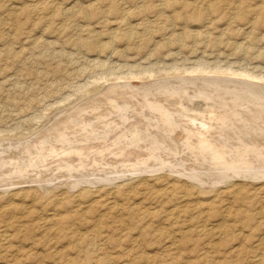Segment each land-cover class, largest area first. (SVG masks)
<instances>
[{"label":"rangeland","instance_id":"rangeland-1","mask_svg":"<svg viewBox=\"0 0 264 264\" xmlns=\"http://www.w3.org/2000/svg\"><path fill=\"white\" fill-rule=\"evenodd\" d=\"M198 105L215 141L264 147V0H0V264H264V178L239 176L264 151L162 150L189 119L210 129ZM137 123L150 169L106 164L142 152L128 140L62 169Z\"/></svg>","mask_w":264,"mask_h":264},{"label":"bare ground","instance_id":"bare-ground-1","mask_svg":"<svg viewBox=\"0 0 264 264\" xmlns=\"http://www.w3.org/2000/svg\"><path fill=\"white\" fill-rule=\"evenodd\" d=\"M117 34V33H116ZM117 37V36H116ZM213 70V69H212ZM212 70H210V72L212 71ZM220 70H221V68L219 69V68H215L213 71H215V72H220ZM207 71H209V70H207V68L206 67H194V68H192V69H186V70H184V72H190V73H205L206 74V72ZM226 71H229L228 69L226 70ZM231 71V70H230ZM182 73V72H181ZM209 73V72H208ZM221 73H223V72H221ZM224 73H225V71H224ZM231 74H238V75H241V76H245V77H252L251 79H253V77H256V76H254V75H252V74H249V73H243V72H241V73H237V72H235V71H231ZM131 76L130 77H133V78H139L137 75H133V74H130ZM191 75H193V74H191ZM225 75H227V74H225ZM230 75V74H229ZM174 76V75H173ZM237 76V75H236ZM240 76V77H241ZM126 77V76H125ZM226 77V76H225ZM120 78V77H119ZM127 78V77H126ZM189 78V77H188ZM238 78V77H237ZM121 79H123V77H121ZM234 79V78H233ZM127 80V79H126ZM140 80V79H139ZM158 80V79H157ZM162 80V79H161ZM244 80H246V79H244ZM248 80V79H247ZM246 80V81H247ZM255 80V79H254ZM253 81V80H252ZM146 82V81H145ZM237 83V82H236ZM249 84V83H248ZM250 84H252V83H250ZM249 84V85H250ZM247 87V86H246ZM108 91V90H107ZM248 93V92H247ZM138 94V93H137ZM109 96V95H108ZM115 101V100H114ZM163 103V102H162ZM171 103V102H170ZM178 103V102H177ZM167 104H169V103H167ZM206 104V103H205ZM204 104V105H205ZM248 104V103H247ZM78 105V104H77ZM178 105V104H177ZM201 105V104H200ZM200 105H198L197 107H196V109H193L192 108V110H189V112L191 111V114L192 115H189L190 113H186V115H188V117H190V116H192V118L194 117V118H197L196 116H200V117H203V116H206V114H204V113H206L205 111L206 110H203V109H201L200 110ZM156 106V105H155ZM168 106V105H167ZM202 106H203V104H202ZM157 107V106H156ZM175 107H176V105H175ZM193 107V106H192ZM205 107V106H204ZM158 108V107H157ZM170 108L171 109H174V103L171 105V106H168V107H166V109H164L163 110V114L164 115H166V116H170ZM162 109V108H161ZM179 109V108H178ZM187 109V108H186ZM177 110V109H176ZM219 110V109H218ZM126 113V112H125ZM213 113V112H212ZM216 113V112H215ZM180 114V113H179ZM179 114H178V116H179ZM222 114V113H221ZM181 115V114H180ZM98 116V115H97ZM177 116V117H178ZM152 117V116H151ZM154 117H155V115H154ZM159 117V116H158ZM173 117V116H172ZM182 117H184V116H182ZM213 116H208V114H207V116H206V118H205V120L207 121V122H209V121H211L210 120V118H212ZM141 118V117H140ZM140 118H138V119H140ZM137 119V120H138ZM142 119V118H141ZM140 119V120H141ZM144 120H147L146 118H144ZM154 120V119H153ZM172 121V120H171ZM199 121V120H198ZM201 121H204V117L201 119ZM200 121V122H201ZM143 122V121H142ZM146 122H148V121H146ZM115 123V122H114ZM156 123V122H155ZM206 123V122H205ZM146 124V123H145ZM160 124V123H159ZM220 124V123H219ZM152 125V124H151ZM166 125V124H165ZM171 125V124H170ZM197 125V124H196ZM195 125V122L193 123V122H191L190 121V119H189V124L188 125H186L185 127H183V128H178L180 131H179V133H178V135L177 136H175L176 138H174V137H172L171 139L172 140H168V141H166L165 142V146L163 145L162 147V150L163 151H167L166 149H168V150H173V155L175 156V154H177V153H180L179 151H180V149H182L183 151H184V149H189L190 151H192V154H190V155H188L187 154V156L188 157H191V159L193 158V160L194 161H197L198 159L197 158H199V157H197L200 153H202V150L203 151H205V150H211L213 153H212V155H213V159H214V162H229V164L232 162L234 165H235V163H243V166H238V167H253L254 166V164H250L251 162H253V163H255L256 162V160L254 159L256 156L253 154L254 152H258V151H264V147L263 148H260V147H257V146H259L260 144H261V142L262 141H255L256 143H244L243 141L241 142V141H239L240 142V145L239 146H232V145H230L229 143L228 144H226V142H229L228 140L227 141H225V140H222V141H224V142H222L221 140H220V138L219 137H217V140L215 141V135L213 134V132H215V130H214V127H213V125L209 122V125H208V127L210 128L208 131H205L204 129L206 128V127H197ZM129 126V125H128ZM157 127V126H156ZM181 127V126H180ZM256 127V126H255ZM107 128V127H106ZM141 128H144V126L142 127V123L140 124V123H137V125H134L133 127H131L130 126V128L128 129V130H126V132L124 133V135H122L121 134V136L119 135L117 138H112L113 140H111V145L110 146H106L107 144L104 142L103 143V145L101 144V143H98L97 145L95 144V145H91V147H87V149L86 150H88L87 151V153H86V155H84V154H82V155H80V153L81 152H83L85 149H83V147H82V149H75L74 151H72L71 152V154H73L74 156H73V158L72 159H67V161H63L62 159V162L60 163V164H62L64 167H62V169H64V170H67V173H71L72 171H76V167H79L80 169H83V167H84V160L85 159H88L89 157L91 158V159H93V160H95V157H96V159H98V157H97V154L95 153L96 151L97 152H99V153H103V152H105V150H106V152H109V150H112V149H110V148H113L114 146H112V145H114V144H116V143H119L120 141H122V142H124V140H128V145L131 143V145L133 144V143H137L138 144V146L139 147H142L143 148V150H142V152H141V150H140V152L137 150V151H133V155H135V158L134 159H128V161H121V160H118L117 159V157H110L109 158V155H108V158L109 159H111L110 160V162L109 163H106V164H109V165H114V164H116V165H119V166H121V167H127V168H130V170H133L134 169V172H135V169H137V170H143V168L146 170V169H150L149 167H145L144 165H145V163L146 162H148L150 159H152V156H146V158H144V156H145V153L146 152H150V153H148V154H152V152H156L157 151V148L158 147H160L161 148V145L160 144H157L156 146H146V143H144V139H145V141H146V137L144 136V135H141L142 133H140L139 132V129H141ZM168 128V127H167ZM145 129L147 130L148 129V127L147 126H145ZM145 129H143V130H145ZM156 130V129H155ZM142 131V130H141ZM148 131V130H147ZM171 131V130H170ZM102 132V131H101ZM117 132H118V130H117ZM151 132V131H150ZM159 132V131H158ZM157 132V133H158ZM163 132V131H162ZM207 132H209V133H207ZM69 133V132H68ZM148 133V132H147ZM70 134V133H69ZM232 134V133H231ZM104 135V134H103ZM128 135H130V138H128ZM138 135H140L139 137H138ZM63 136H64V134H63ZM88 136V135H87ZM161 136V135H160ZM81 137V136H80ZM145 137V138H144ZM225 137V136H224ZM85 138V137H84ZM228 138V137H227ZM262 138V137H261ZM86 139V138H85ZM89 139V138H88ZM162 139V138H161ZM223 139V138H222ZM229 139V138H228ZM254 139V138H253ZM256 139V138H255ZM259 139V138H258ZM263 139V138H262ZM84 140V139H83ZM166 140V139H165ZM234 140V139H233ZM257 140V139H256ZM66 141V140H65ZM71 141V140H70ZM41 143V142H40ZM62 143H63V141H62ZM232 143V142H231ZM263 143V142H262ZM83 144V143H82ZM106 144V145H105ZM256 144V145H255ZM137 146V147H138ZM188 148H187V147ZM263 146V145H262ZM60 147V146H59ZM104 147V148H103ZM123 147V146H122ZM136 147V148H137ZM95 148V149H94ZM120 148V147H119ZM133 148V147H132ZM142 148H140V149H142ZM65 149V148H64ZM127 149V148H126ZM129 149V148H128ZM49 150V149H48ZM63 150V149H62ZM85 150V151H86ZM115 150V149H114ZM113 150V151H114ZM132 150V149H131ZM68 151V150H67ZM70 151V150H69ZM128 151V150H127ZM62 152V151H61ZM60 152V153H61ZM115 152H117V151H115ZM119 152V151H118ZM132 152V151H131ZM135 152V153H134ZM182 152V151H181ZM122 153V152H121ZM190 153V152H189ZM235 153V154H234ZM250 153H252L253 154V156H249V154ZM258 153H260V152H258ZM65 154V153H64ZM106 154H108V153H106ZM127 154V153H126ZM125 154V155H126ZM143 154H144V156H143ZM160 154H162V152H160ZM237 154V155H236ZM252 154H250V155H252ZM52 155V154H51ZM70 155V154H69ZM95 155V157H93ZM131 155H132V153H130L129 154V156L127 155V156H125L124 158H130L131 157ZM164 155V154H163ZM263 155V154H262ZM261 155V156H262ZM19 156V155H18ZM50 156V155H49ZM72 156V155H71ZM106 156V155H105ZM195 156V157H194ZM35 157V156H34ZM59 157V156H58ZM67 157H68V155H67ZM54 158H56V157H54ZM60 158V157H59ZM62 158V157H61ZM103 158V157H102ZM209 158V157H208ZM35 159V158H34ZM48 159H50V158H48ZM101 159V158H100ZM104 159V158H103ZM197 159V160H196ZM46 160V159H45ZM92 160V161H93ZM102 160V159H101ZM23 161H24V159H23ZM53 161V160H52ZM154 161V160H153ZM158 161H160V160H158ZM176 161V160H175ZM54 162V161H53ZM97 162V161H96ZM161 162H163V163H167L168 162V160L167 159H162V161ZM179 162V161H178ZM187 162H188V160H187ZM258 162H261V160H259V161H257V163ZM7 163L8 164H12V163H16L15 161H7ZM86 163V162H85ZM103 163V162H102ZM189 163V162H188ZM199 163V162H198ZM57 164H58V162H57ZM92 164V163H91ZM177 164V163H176ZM175 164V165H176ZM183 164V163H182ZM213 164H215V163H213ZM228 164V166L227 167H237V165L236 166H232V164L231 165H229ZM50 165V164H49ZM52 165V164H51ZM239 165V164H238ZM257 165V164H256ZM13 167H14V169H16V167H15V165H12ZM90 166V165H89ZM150 166V165H149ZM170 166V165H169ZM258 166V165H257ZM264 166V165H263ZM117 167V166H116ZM156 167H158V165L156 166ZM166 167H168V166H166ZM165 167V168H166ZM78 168V169H79ZM222 168H223V165H222ZM262 168V167H261ZM23 169V168H22ZM167 169V168H166ZM198 169V168H197ZM248 169V168H247ZM258 169H260L259 167H258ZM257 169V170H258ZM47 170V169H46ZM56 170V169H55ZM159 170V169H158ZM236 170H239V169H236ZM250 170V169H249ZM248 170V171H249ZM261 170H263V169H261ZM63 171V170H62ZM106 171V170H105ZM123 171V170H122ZM147 171H149V170H147ZM244 172V173H240V171H239V176H241V175H243L242 177H251L252 179L253 178H255V179H262V178H264V172L262 171V172H259V171H249V172ZM65 172V171H64ZM79 172V171H78ZM117 172V171H116ZM138 172V171H137ZM140 172V171H139ZM145 172V171H144ZM187 172V171H186ZM226 172H227V170H226ZM237 172V171H236ZM20 173V172H19ZM58 173V172H57ZM81 173V172H80ZM183 173V172H182ZM238 173V172H237ZM172 174V173H171ZM180 174V173H179ZM5 175V174H4ZM19 175V174H18ZM236 174H234L233 173V176H235ZM238 175V174H237ZM91 177V176H90ZM96 177V176H95ZM110 177V176H109ZM120 177V176H119ZM164 177V176H163ZM199 177V176H198ZM197 177V178H198ZM226 177H228V176H226ZM229 177H230V175H229ZM147 178V177H146ZM202 178V177H201ZM223 178V177H222ZM221 178V179H222ZM16 179V178H15ZM78 179V178H77ZM103 179V178H102ZM162 179V178H161ZM187 179V178H186ZM246 179V178H245ZM254 179V180H255ZM91 180V179H90ZM89 180V181H90ZM155 180H157V179H155ZM213 180V179H212ZM24 181V180H23ZM100 181V180H99ZM190 181V180H189ZM15 182V181H14ZM13 182V183H14ZM31 182H33V181H31ZM36 182V181H35ZM70 182V181H69ZM22 183V182H21ZM39 183V182H38ZM66 183V182H65ZM71 183V182H70ZM76 183V182H75ZM97 183V182H96ZM224 183V182H223ZM226 183V182H225ZM14 185V184H13ZM17 185V184H16ZM20 185V184H19ZM44 185V184H43ZM6 187V186H5ZM136 187V186H135ZM104 190V189H103ZM49 191V190H48ZM87 191V190H86ZM88 191H92V190H88ZM99 191V190H98ZM50 192V191H49ZM83 192V191H82ZM100 192H102V191H100ZM119 192V191H118ZM46 193H47V191H46ZM92 193V192H91ZM85 194V193H84ZM93 194V193H92ZM92 194H90V195H92ZM83 195V194H82ZM81 195V196H82ZM86 195V194H85ZM51 196V195H50ZM74 196V195H73ZM57 197V196H56ZM66 198V197H65ZM68 199V198H67ZM114 199V198H113ZM112 199V200H113ZM72 200V199H71ZM67 203H69L68 201H67ZM72 203V202H71ZM102 205V204H101ZM103 205H105V204H103ZM100 206V205H99ZM132 210V209H131ZM67 214V213H66ZM78 214H80V213H78ZM75 215H77V214H75ZM74 215V216H75ZM70 216H71V213H70ZM61 217V216H60ZM65 217V216H64ZM72 217V216H71ZM71 217H69L70 218V220L72 219ZM76 218V217H75ZM82 218V217H81ZM53 219V218H52ZM54 219H56V217L54 218ZM59 219H61V218H59ZM58 220V219H57ZM63 220V219H62ZM61 220V221H62ZM68 220L69 219H67V225H68ZM82 220V219H81ZM85 220V219H84ZM58 221H60V220H58ZM75 221V220H74ZM99 221H101V220H99ZM129 221V220H128ZM54 222H56V221H54ZM72 222H73V220H72ZM56 223H58V222H56ZM62 223V222H61ZM222 222H220V224H221ZM60 224V223H59ZM222 225V224H221ZM221 225H219V226H221ZM96 226H98V224L96 225ZM65 227V226H64ZM69 228L71 227V226H68ZM218 227V226H217ZM57 228V227H56ZM6 229V228H5ZM58 229V228H57ZM60 229V228H59ZM70 230V229H69ZM6 232V231H5ZM4 232V234H2V239L4 240V239H6L7 238V236H9V235H7L6 233ZM60 232V231H59ZM10 234V233H9ZM65 234V233H64ZM64 234H62V235H64ZM69 235V234H68ZM82 235V234H81ZM87 236V235H86ZM5 237V238H4ZM86 238V237H85ZM81 239V238H80ZM83 239H84V237H83ZM87 240H88V237H87ZM84 241H86V239H84ZM77 242V241H76ZM83 242V241H82ZM87 242H89V241H87ZM78 243V242H77ZM76 243V244H77ZM80 245V244H79ZM83 245H86V243L85 244H83ZM78 246V245H77ZM81 246V245H80ZM79 246V248L81 249V247ZM76 249V248H75ZM78 249V248H77ZM79 250V249H78ZM262 256V255H261ZM260 259V258H259ZM82 261V260H81ZM80 261V262H81ZM126 261V260H125ZM135 261V260H134Z\"/></svg>","mask_w":264,"mask_h":264}]
</instances>
